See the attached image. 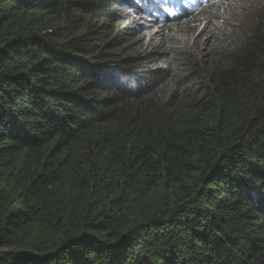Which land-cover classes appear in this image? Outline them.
Segmentation results:
<instances>
[{"label": "trees", "instance_id": "obj_1", "mask_svg": "<svg viewBox=\"0 0 264 264\" xmlns=\"http://www.w3.org/2000/svg\"><path fill=\"white\" fill-rule=\"evenodd\" d=\"M122 1L0 0V264H264V0Z\"/></svg>", "mask_w": 264, "mask_h": 264}, {"label": "clouds", "instance_id": "obj_2", "mask_svg": "<svg viewBox=\"0 0 264 264\" xmlns=\"http://www.w3.org/2000/svg\"><path fill=\"white\" fill-rule=\"evenodd\" d=\"M228 3L230 0H123L120 6L130 20L127 24L135 22L151 43L158 40L162 28L172 21L185 22L181 28L190 27L189 32L198 38L207 25L208 16L206 19L203 13L216 10L218 5L221 11V6ZM200 38H209V35L205 33Z\"/></svg>", "mask_w": 264, "mask_h": 264}, {"label": "bare ground", "instance_id": "obj_3", "mask_svg": "<svg viewBox=\"0 0 264 264\" xmlns=\"http://www.w3.org/2000/svg\"><path fill=\"white\" fill-rule=\"evenodd\" d=\"M81 2V1H80ZM93 3H95V2H93ZM92 3V4H93ZM231 3V2H230ZM90 4V3H89ZM220 6V5H219ZM244 6V5H243ZM44 11V10H43ZM206 13V12H205ZM209 13V12H208ZM46 14V13H45ZM49 16V15H48ZM97 16V15H96ZM88 17V16H87ZM90 17H92V16H90ZM26 18V17H25ZM41 18V17H40ZM94 18V17H93ZM97 18H94V20H96ZM102 19V18H101ZM100 19V20H101ZM209 19V18H208ZM92 20V19H91ZM90 20V21H91ZM222 20V19H221ZM22 21V20H21ZM97 22H98V20H96ZM92 22H93V20H92ZM226 22H227V20H226ZM229 22V21H228ZM225 23V22H224ZM224 23H223V25H224ZM27 24V23H26ZM81 24V23H80ZM94 24V23H93ZM241 24V23H240ZM94 25H96V24H94ZM98 25H99V23H98ZM97 25V26H98ZM102 26V25H101ZM5 27V26H4ZM182 27V26H181ZM226 27V26H225ZM1 29V28H0ZM224 29V28H223ZM29 30V29H28ZM115 30V29H114ZM36 32V31H35ZM73 32V31H72ZM78 33V32H77ZM87 33V32H86ZM115 33V32H114ZM5 35V34H4ZM83 35V34H82ZM106 35V34H105ZM87 37V36H86ZM108 37H109V35H108ZM114 38V37H113ZM173 39V38H172ZM171 39V40H172ZM246 39V38H245ZM81 40V39H80ZM112 40V39H111ZM65 41V40H64ZM118 41H119V39H118ZM173 41V40H172ZM133 42V41H132ZM249 42V41H248ZM178 43V42H177ZM105 44V43H104ZM46 45V44H45ZM139 45V44H138ZM63 48V47H62ZM51 49V48H50ZM116 49V48H115ZM61 50V49H60ZM118 50V49H117ZM101 52V51H100ZM166 52V51H165ZM218 52V51H217ZM161 53H163V52H161ZM244 53V52H243ZM219 54V53H218ZM121 55V54H120ZM173 55V54H172ZM211 55V54H210ZM162 57H164V56H162ZM161 57V58H162ZM102 58V57H101ZM164 58H167V57H164ZM162 60V59H161ZM166 60V59H165ZM158 62H159V60H158ZM209 62V61H208ZM261 62V61H260ZM92 63V62H91ZM154 63V62H153ZM153 63L151 64V65H153ZM215 64V63H214ZM237 64H238V62H237ZM100 65V64H99ZM134 65V64H133ZM156 65V64H155ZM160 66V65H159ZM206 66V65H205ZM161 67V66H160ZM178 67V66H177ZM199 67V66H198ZM120 69V68H119ZM200 69V68H199ZM205 69V68H204ZM131 70V69H130ZM141 70V69H140ZM244 71V70H243ZM247 71V70H246ZM257 71V70H256ZM259 71H260V69H259ZM188 72V71H187ZM258 72V71H257ZM134 73V72H133ZM139 73V72H138ZM216 73V72H215ZM261 73V72H260ZM255 74V73H254ZM206 75V74H205ZM257 75H259V74H257ZM256 75V76H257ZM231 76V75H230ZM241 76V75H240ZM254 76V75H253ZM243 77V76H242ZM248 77V76H247ZM213 78V77H212ZM239 80V79H238ZM248 80V79H247ZM244 81V80H243ZM171 82V81H170ZM217 82V81H216ZM252 83H254V81L252 82ZM261 83V82H260ZM157 84V83H156ZM224 84V83H223ZM240 84V83H239ZM246 84V83H245ZM250 84V83H249ZM226 86V85H225ZM164 87V86H163ZM248 87H249V85H248ZM202 88V87H201ZM247 88V87H246ZM162 89V88H161ZM161 89H160V91H161ZM195 89V88H194ZM242 89V88H241ZM250 89V88H249ZM165 90V89H164ZM207 90V89H206ZM205 90V91H206ZM86 91V90H85ZM163 91V90H162ZM200 91V90H199ZM202 91V90H201ZM165 92V91H164ZM195 92V91H194ZM155 93V92H154ZM199 93V92H198ZM249 93V92H248ZM182 94V93H181ZM193 94V93H192ZM191 94V95H192ZM237 94V93H236ZM239 94V93H238ZM151 95V94H150ZM180 96V95H179ZM88 97V96H87ZM170 97V96H169ZM97 98V97H96ZM178 98V97H177ZM176 98V99H177ZM181 98H183V97H181ZM187 98V97H186ZM200 98V97H199ZM224 98V97H223ZM229 98V97H228ZM85 99V98H84ZM168 99V98H167ZM190 99V98H189ZM258 99V98H257ZM102 100V99H101ZM261 100V99H260ZM229 101V100H228ZM155 102H158V101H155ZM161 102V101H160ZM186 102V101H185ZM237 103V102H236ZM162 104V103H161ZM158 105V104H157ZM242 105V104H241ZM108 106V105H107ZM238 106V105H237ZM102 107V106H101ZM241 107V106H240ZM244 107V106H243ZM119 108V107H118ZM106 110V109H105ZM227 110V109H226ZM73 111V110H72ZM229 111V110H228ZM77 112V111H76ZM231 114V113H230ZM240 115V114H239ZM258 115V114H257ZM140 117V116H139ZM257 118V117H256ZM139 119V118H138ZM141 119V118H140ZM234 121V120H233ZM148 122H150V121H148ZM124 124V123H123ZM139 124V123H138ZM142 124V123H141ZM141 124H140V126H141ZM160 124V123H159ZM156 125V124H155ZM134 126V125H133ZM94 127V126H93ZM119 127V126H118ZM129 127V126H128ZM88 128V127H87ZM149 128V127H148ZM143 129V128H142ZM126 130H127V128H126ZM152 131V130H151ZM243 131V130H242ZM123 132H124V130H123ZM136 132V131H135ZM143 132V131H142ZM146 132V131H145ZM147 133V132H146ZM150 133V132H149ZM263 146V145H262ZM192 152V151H191ZM198 152V151H197ZM204 152V151H203ZM202 152V153H203ZM205 153V152H204ZM193 154V153H192ZM207 154V153H206ZM194 156V155H193ZM208 163V162H207ZM207 171H210L209 169L207 170ZM250 172V171H249ZM242 175V174H241ZM245 179V178H244ZM200 183V182H199ZM204 183V182H203ZM209 185V184H208ZM212 186V185H211ZM209 187V186H208ZM220 189V188H219ZM200 195V194H199ZM227 196V195H226ZM214 202V201H213ZM234 203V202H233ZM224 205V204H223ZM251 206V205H250ZM246 208H247V206H246ZM245 210V209H244ZM243 210V211H244ZM223 212V211H222ZM250 212V211H249ZM233 213V212H232ZM244 213V212H243ZM235 214V213H234ZM179 215V214H178ZM251 215V214H250ZM253 215V214H252ZM251 217V216H250ZM209 219V218H208ZM233 220V219H232ZM229 225V224H228ZM236 232V231H235ZM219 236V235H218ZM175 241V240H174ZM93 243V242H92ZM91 244V243H90ZM72 251V250H71ZM123 253V252H122ZM207 254V253H206ZM213 257V256H212ZM92 260V259H91ZM131 260V259H130ZM94 261V260H93ZM177 262V261H176ZM193 264V263H192Z\"/></svg>", "mask_w": 264, "mask_h": 264}, {"label": "rangeland", "instance_id": "obj_4", "mask_svg": "<svg viewBox=\"0 0 264 264\" xmlns=\"http://www.w3.org/2000/svg\"><path fill=\"white\" fill-rule=\"evenodd\" d=\"M230 2H231V0H230ZM220 8V6L218 5L217 6V10ZM128 25L129 26H132V24L131 23H128ZM125 26H123V28H124ZM122 28V29H123ZM189 31H191L190 30V27H185V28H180V29H177L176 30V34L177 35H182V36H184V37H190L191 36V33L189 32ZM204 35V34H203ZM199 37H202V35H199ZM198 43V42H197ZM208 57H209V51H207V50H202V54H201V60L202 61H204V60H208Z\"/></svg>", "mask_w": 264, "mask_h": 264}]
</instances>
